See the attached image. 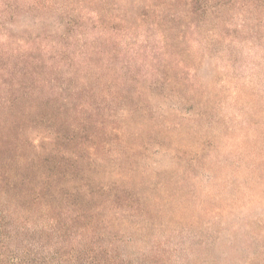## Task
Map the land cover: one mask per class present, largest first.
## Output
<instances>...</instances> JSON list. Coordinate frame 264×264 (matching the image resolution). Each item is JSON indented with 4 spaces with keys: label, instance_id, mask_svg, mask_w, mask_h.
<instances>
[{
    "label": "rangeland",
    "instance_id": "374dc122",
    "mask_svg": "<svg viewBox=\"0 0 264 264\" xmlns=\"http://www.w3.org/2000/svg\"><path fill=\"white\" fill-rule=\"evenodd\" d=\"M142 1L0 0V134L60 152L59 227L66 200L101 222L45 236L6 156L0 264L47 243L73 264H264V0H196L179 33L175 7Z\"/></svg>",
    "mask_w": 264,
    "mask_h": 264
},
{
    "label": "trees",
    "instance_id": "16d2710c",
    "mask_svg": "<svg viewBox=\"0 0 264 264\" xmlns=\"http://www.w3.org/2000/svg\"><path fill=\"white\" fill-rule=\"evenodd\" d=\"M151 1H153V3H157V4L162 3L163 5H170V6L175 7L172 10H169L173 15L172 17H170V20H169V22H171L172 24L170 23L169 24L173 25V27H176L175 28L176 32H178V30L181 29L183 26V25L181 26V23H180L181 20H186L185 5H189V3L196 2V0H151ZM142 3L147 4L143 6L144 10L150 9L149 11H151L150 5H148L150 3H148V1L145 0L144 2L142 1ZM181 7H183V9H180ZM190 12L191 14L194 13L193 11H190ZM118 18H119V21L124 20L120 17ZM189 24L190 26H193V28L196 27L195 22H193V20H189L188 25ZM183 38H185V34ZM20 143L22 146L19 145ZM26 143H27V140L25 139L18 140L17 136H8V135L0 134V163H2L7 156L6 162L9 161L8 167L10 168V172L8 171L7 167L3 169V171H5V174H8L6 172L8 171L9 174L14 176L15 178L17 177L19 180L22 179V181H20L21 186L24 188L26 186L27 188H31L30 190H32L33 192V194L30 196L28 201L26 200L27 202L26 201L23 202L24 198L21 197L20 194L18 195V198H17L18 206L19 204H21L19 208L21 210L25 208L27 209V203H30V205L38 206L36 211L38 212L40 209L41 217L47 218L48 219L46 220L48 222L47 224H49L50 226L45 236L54 234L55 236L59 235L60 238H64L63 233H62L63 231L60 229L72 228L73 226L76 225V222H80L82 221V219L84 223L83 224L79 223L80 225L78 226L79 228H78V233L76 236L81 237L84 234L91 232L93 229H95L96 227L95 223L100 222L99 221L100 215L90 214L89 216H84L85 210L80 206L82 205V202H78V200H70L73 203L69 202V200L68 201L66 200L68 204L67 209L75 211L76 214L73 217H71V215H69L68 212H65L66 214L64 218L65 223L61 227H59V224L57 221L59 219L49 216L50 212L52 213L53 211L51 199L58 193H62V195L64 196L66 194L64 192H61L58 189V185L51 184L53 182H59L60 176H63V177L65 176V172H62V174L59 173V168H60L59 162L58 163L54 162L55 161L54 154H57V155H61V154H59L60 152H58L57 150L44 151V149H42L40 146L34 144V139L32 138V141L28 143V146L33 148L35 151H38V148H39L40 151L38 153L43 154L42 157L46 155L48 159L46 160H43L42 158L35 159L36 158L35 156L28 157L29 155L27 156L26 152L22 154V151L17 150L19 148H22ZM14 152H17L19 154H16V157H15V155H13ZM88 153L92 155L90 152ZM63 155H65V153L62 154V157L61 156L59 157V160L65 162L66 159L64 158ZM77 160L78 159L75 160L74 166H76ZM73 161H74L73 159L68 161L69 164L64 170L68 171V168L70 164L73 163ZM11 163L13 164V166L11 165ZM2 182L9 183L7 179H4V178ZM82 188L83 187L78 186L74 188L73 190H71L70 194L72 196H76L80 193L79 191ZM1 205L2 206L0 208V220H3L4 218H8L11 220V218H13V221L17 222L18 217L15 216V213L13 212V210L10 207H8L6 203L5 204L1 203ZM55 207H57V205ZM44 233H45V230L41 234H44ZM10 237H11L10 238L11 240L17 239L16 236H14V234L10 235ZM52 238H55V237H52ZM54 247L55 245L51 243H47V244L40 246L41 248L40 254L42 258L41 259L42 261L40 264H45V263L46 264H73L76 262V260L74 261L75 255H77V253H80L81 251L80 249L76 251L75 250L72 251V249H70V251L67 252L65 256H59V259L56 261L57 253H61V252L59 250H54ZM65 252L66 251H64V253ZM87 253L88 255H90L88 250L84 252V254H87ZM89 260H93V257L91 256L87 258V260L85 261V264H94L93 262L95 261H91L87 263ZM104 262L105 261L103 262L98 261L97 264H105Z\"/></svg>",
    "mask_w": 264,
    "mask_h": 264
}]
</instances>
